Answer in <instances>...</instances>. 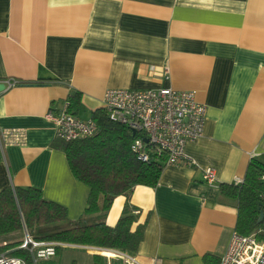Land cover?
Listing matches in <instances>:
<instances>
[{
  "label": "crops",
  "instance_id": "obj_1",
  "mask_svg": "<svg viewBox=\"0 0 264 264\" xmlns=\"http://www.w3.org/2000/svg\"><path fill=\"white\" fill-rule=\"evenodd\" d=\"M8 78L18 82L0 91V129L20 138L3 144L0 189L39 188L70 220L89 188L52 145L48 109L72 91L82 119L108 88L194 91L207 112L203 134L185 145L190 163L164 165L155 186L129 196L132 227L144 224L135 254L218 264L238 219L218 186L244 178L252 159L264 164V0H0V81ZM208 167L213 184L203 180ZM124 200L114 198L107 224Z\"/></svg>",
  "mask_w": 264,
  "mask_h": 264
},
{
  "label": "trees",
  "instance_id": "obj_2",
  "mask_svg": "<svg viewBox=\"0 0 264 264\" xmlns=\"http://www.w3.org/2000/svg\"><path fill=\"white\" fill-rule=\"evenodd\" d=\"M67 101L72 112L79 101V93L72 91ZM91 118L98 126L95 135L69 141L55 136L52 142L64 152L72 174L89 188L81 216L68 219L64 206L45 199L39 188L7 185L0 189V251H8L10 255L22 257L26 264H33L30 254L18 248L25 228L36 239L98 248L92 254L93 264H108L102 254L104 250L136 253L144 224L132 227L137 214L136 208L129 203V196L136 185L157 184L164 156L151 152L148 161L139 160L131 149V141L140 134H133L125 125L110 120L103 108L95 109ZM262 171L264 164L252 159L242 183H220L218 186L223 195L236 200L235 230L243 234L258 229L264 232V203L259 199L261 183L258 179ZM118 195L125 196L124 205L115 223L109 225L104 215ZM260 211L263 218L258 221ZM110 264L122 262L113 257Z\"/></svg>",
  "mask_w": 264,
  "mask_h": 264
},
{
  "label": "built area",
  "instance_id": "obj_3",
  "mask_svg": "<svg viewBox=\"0 0 264 264\" xmlns=\"http://www.w3.org/2000/svg\"><path fill=\"white\" fill-rule=\"evenodd\" d=\"M168 78V74L166 76ZM11 87L18 81L8 78L2 81ZM102 108L107 117L121 123L136 135L131 141V149L141 161H148L150 153L164 156V165L190 163L185 153V145L197 140L202 134L206 121L207 108L195 98L191 90H176L172 87L127 89L108 88L102 96ZM50 107L46 117L55 126V136L62 140H75L91 137L98 131L93 118L82 119L69 110L67 100L61 102L56 112ZM20 134L10 135L0 129V153L3 144L8 140H19ZM254 154H250L253 156ZM261 190L259 199L264 203V171L259 174ZM203 180L213 184L216 180L212 167L205 169ZM242 182L234 179L235 184ZM68 243L36 239L26 230L18 248L26 250L33 264L49 260L56 254L58 247ZM88 249H98L88 246ZM112 257L119 258L122 264H159L156 257L142 259L137 254H129L112 249ZM108 260V257L106 258ZM0 264H26L22 257L10 255L8 251H0ZM218 264H264V232L260 229L243 234L234 230L225 252L220 256Z\"/></svg>",
  "mask_w": 264,
  "mask_h": 264
},
{
  "label": "rangeland",
  "instance_id": "obj_4",
  "mask_svg": "<svg viewBox=\"0 0 264 264\" xmlns=\"http://www.w3.org/2000/svg\"><path fill=\"white\" fill-rule=\"evenodd\" d=\"M24 230L26 229H23V234ZM84 246L85 245L79 246L76 244L61 246L55 256L49 260L39 261L38 264H93L91 253L88 248ZM102 254L106 256L105 258L108 257L107 263L110 264V259L113 258L112 251L104 250ZM102 254L100 255L102 256Z\"/></svg>",
  "mask_w": 264,
  "mask_h": 264
},
{
  "label": "water",
  "instance_id": "obj_5",
  "mask_svg": "<svg viewBox=\"0 0 264 264\" xmlns=\"http://www.w3.org/2000/svg\"><path fill=\"white\" fill-rule=\"evenodd\" d=\"M4 87H5L4 83L0 81V91H2L4 89ZM262 218H263V212L260 211L258 221H260Z\"/></svg>",
  "mask_w": 264,
  "mask_h": 264
},
{
  "label": "bare ground",
  "instance_id": "obj_6",
  "mask_svg": "<svg viewBox=\"0 0 264 264\" xmlns=\"http://www.w3.org/2000/svg\"><path fill=\"white\" fill-rule=\"evenodd\" d=\"M259 178V177H258ZM242 181H243V178H242ZM233 183H234V180H233ZM242 183V182H241ZM235 184V183H234ZM240 184V183H239ZM236 185H238V184H236ZM100 249H105V248H100ZM18 257V256H17Z\"/></svg>",
  "mask_w": 264,
  "mask_h": 264
}]
</instances>
